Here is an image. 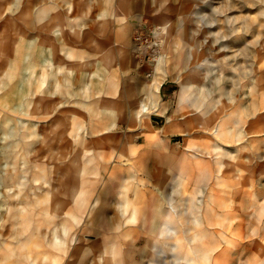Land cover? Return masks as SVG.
Segmentation results:
<instances>
[{
	"label": "rangeland",
	"instance_id": "obj_1",
	"mask_svg": "<svg viewBox=\"0 0 264 264\" xmlns=\"http://www.w3.org/2000/svg\"><path fill=\"white\" fill-rule=\"evenodd\" d=\"M171 1L156 2L158 10L154 7L136 15L135 10L126 9L123 0H0V264H73L74 257L63 250L59 240L65 224L72 230L86 228V241L107 237L116 229H142L139 210L147 208L153 195L172 194L182 208L190 209L191 201L196 200L194 217L205 220L203 225L192 222L197 230L205 226L217 230V264H264V0H189L183 5L184 14H190L185 38L175 31L158 39L155 33L163 29L162 16L168 14L165 11ZM246 17L251 25L248 33ZM126 25L132 47L139 44L138 34H142V42L148 44L145 56L131 46L125 52L121 35ZM195 38L201 40L199 46L194 44ZM177 44L200 57L197 63L203 70L199 67L197 78L215 93V105H221L218 115L248 121L245 127L250 130L242 134V140H221L232 149L227 158L238 169L229 177L235 187L227 206L221 207L211 198L217 178L208 172H216L214 163L206 157L196 162L189 156L185 141L190 135L184 132L149 140L146 132H140L130 157H119L125 134L137 129L127 120L130 86L142 87L146 93L145 85L156 72L154 57L162 49L170 55L163 66L175 69L172 51ZM245 46L253 53V72L248 78L234 65L238 48ZM124 54L139 63L126 64ZM205 59L214 60L209 68L212 72ZM245 63L241 57V65ZM175 72L164 77L156 96L168 115L187 110V102L180 104L181 80ZM165 86L175 90L171 104L166 102L170 98ZM155 115L154 126H165L167 118ZM179 121L186 127L184 119ZM196 137L199 150L206 140ZM177 143L180 149L172 153L168 146ZM229 169L224 168L225 176ZM179 172L188 174L180 191L173 192ZM160 178L164 181L159 189ZM224 189V185L217 187L225 198ZM92 192L100 196V202L105 200L107 226L87 223L86 213L78 207L82 196ZM217 210L224 215L217 218ZM73 214L80 216V222ZM115 215L125 224L115 225L111 219ZM134 234L128 233L127 238ZM75 241L72 251L82 245ZM99 260L94 247L80 264Z\"/></svg>",
	"mask_w": 264,
	"mask_h": 264
},
{
	"label": "bare ground",
	"instance_id": "obj_2",
	"mask_svg": "<svg viewBox=\"0 0 264 264\" xmlns=\"http://www.w3.org/2000/svg\"><path fill=\"white\" fill-rule=\"evenodd\" d=\"M165 1L166 0H123V2L125 3L126 9L135 10L137 12L136 15L137 14L140 15V13H138V12H142V14L144 12H149L151 10L150 8L155 7L154 5L156 2L159 3V5H163V3H165ZM187 1H189V0H172L170 5L167 6L165 13H168L171 16V19L168 20L166 18L168 14H165L164 16H162V22H163L162 24L164 25V27L162 30H157L155 33V35L158 39H160L159 37H163V34L168 35V34H171L175 31L176 32L179 31L178 33L180 35H182L181 39L185 38V35L187 34V29H188V23H187L188 22V16L190 14L188 15V11L184 14L185 8L183 5ZM230 6L228 5L226 8L228 9V8H230ZM155 8H156V10H158L157 7H155ZM202 8L204 9L205 7H202ZM221 9H223V11L227 10L225 8H221ZM163 10H165V9H163ZM220 12H222V11H220ZM211 17H213V16H211ZM244 18H243V20H244ZM213 19H214V17H213ZM231 19H232V17L230 18V20ZM248 19L249 18L246 17V19L244 21L245 33H248L250 30V27H251ZM211 20H212V18H211ZM235 20H237V18ZM210 22L212 23V21H210ZM214 22H216V21H214ZM211 23H210V27L212 28ZM261 24L263 25L262 22H261ZM164 28H165V30H164ZM239 30H241V29H239ZM241 31H243V30H241ZM206 32L208 33V30ZM129 33H130L129 26L126 25L124 27V29L122 31V35H121L122 41H123L122 43L124 45L125 52H127L129 50V47L131 46ZM218 35L219 34H217V36ZM222 35H224V34H222ZM220 37H221V35H220ZM219 39L220 38H218L216 40H219ZM200 41H201L200 39L195 38L194 44L199 46L201 44ZM262 41H264V40H262ZM216 42H218V41H216ZM145 43L146 42L143 43L142 41H139V44H136L133 47L131 46L132 50H135V51L140 50V54L145 56L146 45H148V44L145 45ZM162 43H163V40H162ZM167 43H168V40L166 37L165 49L168 48ZM214 44H217V43H214ZM202 45H204L203 41H202ZM160 46H161V44H160ZM221 46H222V44H221ZM196 48H198V47H196ZM198 50H200V49L198 48ZM238 50H240V51H238L236 56L234 57L235 58L234 65H235V67L240 69L242 76H247V78H248V76L251 75V73L253 72L250 68V64H252V61H250L251 57H252L251 54H253V53H251V48L249 46L239 47ZM172 52H174V57H175L174 62H173V66L175 67V69H173L172 71L169 69V65H168V67L163 66L164 63H165V65H166V63H168V57H170L168 51L164 52V50L162 49V52L160 51L159 53H157L156 57H154V59H155L154 61H157L158 65L156 64V67L154 69V72L155 71L156 72L153 74V77L151 78L150 81H148L149 83H147L145 85V87L147 89L145 94L143 93L144 90H142V87L140 89L139 86L137 88H133L130 86V89H129V94H130V101L129 102L130 103L128 104L129 113H128V119L127 120H128L129 125H131V127L135 126L137 129L133 130V131H129V132H127V134H125V137H126L125 141L123 142L122 146L120 145L121 147L118 148L119 149V157H121V158H129L130 157L131 150L136 149L134 142L136 140L137 141L139 140L138 133H140V132H146L148 134V137H147L148 140L150 138L161 139L167 133L184 132L185 134L190 135V139L188 140V138H187V140L185 141L186 147H189V149H190V153L188 152L189 156H191V158L193 160H195L196 162H198L199 160H202L204 157L209 158L208 160H211V162H213L215 167H216L215 173H213L214 170L212 171V173H211V171L208 172L209 174H213L214 177L217 178L216 182L214 181V184L212 185L213 188L211 189V198L216 202V204H218L221 207L227 206L228 204L230 205V201H232L231 200L232 190L235 187V184H234V180H231L232 178L230 179L229 177L234 176L235 173L238 171V169L236 168L235 165H233V162L231 161V159L227 158V156H230V154L232 153V149L228 146H224L223 145L224 143L222 144L221 140L227 139L229 141H235V140L241 139L242 134H244V133L246 134L250 130V128L245 127V124L248 121H246L244 119V121H246L244 123L243 120L241 119V117L231 118V121H230V120L224 118L222 116V113H221V115H218V113L216 111L221 107V105H218V104L215 105V101H214L215 97L213 95L215 93H213L212 90L206 88L208 86L205 85L204 82L200 81V79L197 78V71L200 67V64H198L197 61L200 57L197 54H195L193 49H191V48L187 49V48L181 47L177 44L175 47H173ZM212 53H213V51H212ZM227 53L228 52L225 53L226 57L228 56ZM208 54H210V53H208ZM123 56L124 57L122 60L126 64L128 63L131 65V64L139 63L137 60L129 58V56L127 54H124ZM241 57L245 58L246 63L243 64L245 66L241 65ZM208 59H210V58H208ZM205 61H206L205 62L206 68L208 70H210L209 69L210 66L214 65V63H212V61H214V60L209 61V60L205 59ZM225 63L229 65V63H231V61L225 60ZM253 63H255V61H253ZM132 69H133V67H132ZM174 70L176 71L175 73H177V74H175V75H177L176 77L181 80V89L179 91L180 104L183 102H185V103L187 102V104H185V108L187 110L185 112H182L181 114H179V111H177L174 115H168L166 113V110H165L166 108H164L161 105V101L159 100L160 101L159 102L158 99H156V96L160 94L161 87L163 84V80L165 79L164 77H168V76L171 77V75L173 76ZM221 73H222V71H221ZM206 76H208V75H206ZM208 77H210V76H208ZM226 77H228V76L226 75ZM210 78H212V77H210ZM233 78H235V77H233ZM209 85H210V83H209ZM235 85H237V84H235ZM227 86H229V85H227ZM123 93H124V91H123ZM230 95H232V94L230 93ZM237 95H240V94L237 93ZM131 98H132V100H131ZM158 98H160V97L158 96ZM229 99L231 100V102H234V100H235L234 96H230ZM223 111H221V112H223ZM155 114L164 115L167 118V123L165 126H162V128L157 129L158 127L156 128L154 126L153 119H154ZM125 115H126V113H125ZM226 115H228V114H226ZM241 116H242V114H241ZM179 118L184 119V121L186 122V127H184L185 125H183L181 123V121H179ZM242 118H244V117L242 116ZM242 122H243V124H242ZM254 122H256V121H254ZM252 126H253V124H252ZM259 129H260V127H259ZM256 130H257V128H256ZM197 135L198 136L201 135L206 140V144L203 146H200L199 150L197 149L198 147L196 146V143H195V138H197L196 137ZM136 136H138V137H136ZM234 136H236V139ZM114 140H115V137H114ZM148 144H149V141H148ZM168 147L170 148L172 153L178 152L180 149V143L171 144ZM182 155H183V153H182ZM251 157H253V156H251ZM188 161H190V160H188ZM226 166L230 167V169L226 172L227 176H225V173H224L225 172L224 168ZM162 173L165 174V172H162ZM185 174H188V173L186 172ZM185 174L182 172H179L177 174V178L175 179L174 185L172 187L173 192L174 191L175 192L180 191V187H181V184L185 178ZM201 174H203V173H201ZM163 181L164 180L162 178H160V180L158 181L157 184H158L159 189L161 188L160 184H162ZM251 181H253V180L251 179ZM105 184H106V182H105ZM204 185H206V184H204ZM222 185L225 186L224 191L222 190V192H224L226 194L225 198L219 195L220 190L217 191V187L220 188ZM107 191H110V189H108ZM151 193H152V190H151ZM125 196H126V194H125ZM232 199H233V197H232ZM191 203H192V205L189 206L190 209L182 208L184 206H182V204L180 202H178V200L176 199L174 194H172L171 196H167V195H155L154 196L153 195V196H151V199H150V202H149L147 208L139 210L140 211L139 212L140 213V218H139L140 221L139 220L138 221L140 222L142 229H137V228L133 229V227H132V228L126 229L123 232L117 231V229H116V230H113L107 237L106 236H97L96 239L86 241V236H87L86 235V228H84L83 226H78L76 229L72 230V228H69L65 224L63 226V229H62L63 230L62 238L59 239L60 244L66 253H70V255H72L74 257L73 264H80L83 256L86 254V252H88V251L90 252L91 249H93L94 247H97L98 255L100 258V260H99L100 262H97V264H217V261L215 260V254H214L218 248V245L216 242L217 230L216 229H210V227H207V226L201 227V229L199 228L200 230H197V227L191 225L194 220H195V222H197V224H200V225H203V223L205 221V220L203 221L201 216L194 217V215L196 214V212L194 210V205H197V202H196V200H192ZM250 205H251V203H250ZM78 207H79V209L83 210L82 211L83 213L84 212L86 213L85 220L87 221V223L91 224L92 226L103 227L110 222L107 215L105 214L106 212H104L105 200L100 202V196L94 195L93 192L89 195H86V194L83 195L82 198L80 199V206H78ZM209 208H210V206H209ZM131 210H133V209H131ZM210 211H212V210H210ZM215 214H216L215 216H217V218L218 217L220 218L221 216L224 215L222 212H220L218 210L215 212ZM73 217L75 220L80 222V216L73 214ZM229 218H231V217H229ZM111 219L115 225L117 224V226H120L119 223L125 224L124 222L122 223L121 218H119L118 216L116 217V215L113 216ZM231 220H232V218H231ZM220 222L221 221H217V222L215 221L214 223H220ZM228 223H230L229 220H228ZM231 223H232V221H231ZM226 229H227V227H226ZM70 230H71V233H70ZM132 231H134L135 234L131 238H127L128 233H130V235H131ZM242 233H243L242 236L243 235L245 236V230L244 229H242ZM206 238H208V241H206ZM71 239H72V241H70ZM74 240H76L75 241L76 244L81 243L82 245L77 246L72 251L71 250V245H72L71 242L74 244ZM144 240L146 241L145 243H143ZM233 262H236V261L234 260ZM256 262L259 263L260 261H255V263Z\"/></svg>",
	"mask_w": 264,
	"mask_h": 264
},
{
	"label": "crops",
	"instance_id": "obj_3",
	"mask_svg": "<svg viewBox=\"0 0 264 264\" xmlns=\"http://www.w3.org/2000/svg\"><path fill=\"white\" fill-rule=\"evenodd\" d=\"M173 85V84H172ZM164 86V85H163ZM171 86V85H170ZM170 86H165V89H168L167 91H165V94H168V97L170 98V99H168V101H166V102H168L169 104H171V97L173 96L172 94L174 93V89L172 90L171 88H170ZM168 110H169V108H168Z\"/></svg>",
	"mask_w": 264,
	"mask_h": 264
},
{
	"label": "built area",
	"instance_id": "obj_4",
	"mask_svg": "<svg viewBox=\"0 0 264 264\" xmlns=\"http://www.w3.org/2000/svg\"><path fill=\"white\" fill-rule=\"evenodd\" d=\"M138 35H139V38H138L139 41H142V39H141V38H142V34L139 33ZM156 40H157V39H156ZM154 43H155V42H154ZM154 43H153V44H154ZM156 43H157V42H156Z\"/></svg>",
	"mask_w": 264,
	"mask_h": 264
}]
</instances>
